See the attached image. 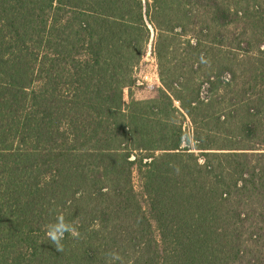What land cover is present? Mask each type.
<instances>
[{
    "label": "trees",
    "instance_id": "trees-1",
    "mask_svg": "<svg viewBox=\"0 0 264 264\" xmlns=\"http://www.w3.org/2000/svg\"><path fill=\"white\" fill-rule=\"evenodd\" d=\"M0 264H264V0H0Z\"/></svg>",
    "mask_w": 264,
    "mask_h": 264
},
{
    "label": "clouds",
    "instance_id": "clouds-1",
    "mask_svg": "<svg viewBox=\"0 0 264 264\" xmlns=\"http://www.w3.org/2000/svg\"><path fill=\"white\" fill-rule=\"evenodd\" d=\"M66 234H70L73 238H79L80 236L75 225L66 221L65 216L62 213H58L55 217V221L46 226L47 241H50L57 251L63 252V240L65 239ZM110 255L118 259L114 253Z\"/></svg>",
    "mask_w": 264,
    "mask_h": 264
},
{
    "label": "rangeland",
    "instance_id": "rangeland-1",
    "mask_svg": "<svg viewBox=\"0 0 264 264\" xmlns=\"http://www.w3.org/2000/svg\"><path fill=\"white\" fill-rule=\"evenodd\" d=\"M155 64L150 60V58H146L144 63L141 65L139 70L136 73V77L138 80L141 82L145 83L148 87L151 86H158V77H157V70H156ZM151 91L150 90H138L136 91V96L139 99H145L147 97L151 96ZM134 185L135 188L138 192V194L141 195L142 190H141V183L138 177L137 172H134Z\"/></svg>",
    "mask_w": 264,
    "mask_h": 264
}]
</instances>
